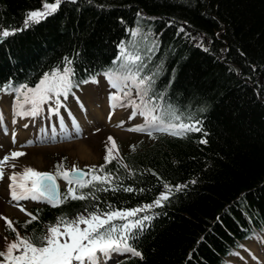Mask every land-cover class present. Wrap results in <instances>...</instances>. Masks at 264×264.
Instances as JSON below:
<instances>
[{"label":"trees","instance_id":"obj_1","mask_svg":"<svg viewBox=\"0 0 264 264\" xmlns=\"http://www.w3.org/2000/svg\"><path fill=\"white\" fill-rule=\"evenodd\" d=\"M42 5L0 0V29H19L0 42V89L33 85L52 67L62 68L65 56L76 86L105 67L116 69L123 48L134 49L144 60L127 63L154 77L147 99L156 96L163 105L154 111L166 122L199 124L183 136L148 131L138 142L117 146L107 162L104 148L85 180L93 172L111 175L82 188L72 183L94 194L35 208L38 218L26 227L20 222L21 231L46 233L61 213L142 206L166 182L183 186L173 187L164 203L128 217L152 214L142 229H133L142 257L117 264H226L223 255L257 239L264 232V0H62L24 26L25 13ZM135 27L142 31L133 36ZM201 36L204 48L197 43ZM65 163L59 162L61 169Z\"/></svg>","mask_w":264,"mask_h":264},{"label":"snow or ice","instance_id":"obj_2","mask_svg":"<svg viewBox=\"0 0 264 264\" xmlns=\"http://www.w3.org/2000/svg\"><path fill=\"white\" fill-rule=\"evenodd\" d=\"M61 2L62 0H52V2L43 0L42 7L30 9L25 13L24 26L49 15L50 12L57 9ZM138 15L142 14L138 13ZM168 23L171 24L173 21L169 20ZM181 28H183V25H181ZM18 30L15 27H3L0 29V38L6 37L10 32L14 33ZM130 31L133 36H136L142 30L139 27H135L131 28ZM185 35L190 34L185 33ZM203 40V36L197 39V43L201 48L205 47ZM121 46L123 48V42ZM119 60L120 63L116 69L105 67L102 71L109 83L116 89L121 90L120 92L113 91L109 93L110 100H126L127 104L132 106V116L139 113L146 118L143 124H133V129L149 132L156 130L164 132L173 131L175 135L183 136L185 135V130L190 127L194 128L195 125L199 124V121L196 120H191L189 124H184L183 122L173 124L161 119L163 113L157 114L154 109L157 107L162 108L163 105L157 102L156 96H153L151 100L147 99L149 89L153 86L154 77L149 79V76H145L138 69L133 71L127 63L128 61H134L140 64L143 62L144 57L136 53L134 49L123 48V53ZM71 63V60L65 56L62 68L52 67L49 71L44 72L33 85H29L26 82L19 84L16 90L17 92L23 90L24 99L21 100L17 96L14 108L19 109L25 103H30L32 110L35 111L38 110L39 105L43 101L52 99H55L57 104H62L63 101L59 94H69L75 83L72 78L74 73ZM88 79L96 81V76L89 75ZM129 81L131 83H128ZM133 87L136 90V96L132 95ZM4 90H8L7 86H5ZM121 92H123V95H121ZM50 111L55 112L57 109L51 107ZM20 114L24 113L21 112ZM120 123H123V121H120ZM14 136L15 133H13ZM108 140L111 141V145H105V162L112 159L114 155L113 149L116 148L115 140L111 135L108 136ZM31 142L27 141V143ZM21 154L20 151L14 150L11 153L5 154L0 159V178L4 176L5 162L9 160V157ZM123 166L127 168V165ZM91 167L93 169L96 168L95 165ZM99 168L103 169L104 165H99ZM128 171L131 172L132 169L129 168ZM110 175V173L105 172L103 176H100L93 172L91 174L92 179L85 180L82 169L73 165L71 169L65 168L61 171V166L58 162L55 174L49 171H38L30 166H26L22 172L13 171L9 174L10 183L7 187L10 190V196L16 201H19L21 197H31L33 200L47 201L55 206L63 203L69 196L73 199H84L94 194L79 191L72 186V181H75L82 188L85 184H91L92 180L103 181ZM57 176H62L69 182L67 192L63 196L59 192V186L56 182ZM192 182L195 183V180L193 179ZM109 183H111L110 180ZM182 186L181 184L173 186L165 182L164 190L160 191L153 201L144 203L142 206H137L136 208H117L106 212L92 211L88 215L78 212L74 217L61 213L56 217V223L50 221L47 223L46 233L41 232L37 234L36 229H33L32 235H21L15 228L13 221L9 217L3 216L7 227L16 233V238L7 242L5 249L0 250V257H4V259H0V264H97L98 254L102 253L104 256H108L113 251H127L131 252L134 256L142 257L143 253L133 246L132 237L135 235L133 229H142L144 227L143 221H150L152 214L141 216L139 219L128 217L139 211L141 207L143 209H150L154 205L164 203L172 195L173 187L180 189ZM127 190L131 191L132 189L129 187ZM18 206L27 212V209L23 208V204ZM155 214L159 215V213ZM2 215L0 214V216ZM28 215L31 219H36L33 213L28 212ZM115 217H122L124 219L121 224H109ZM30 222L31 220H27L23 224L26 227ZM81 222H83L84 227L80 226ZM105 225L108 226L105 227Z\"/></svg>","mask_w":264,"mask_h":264},{"label":"rangeland","instance_id":"obj_3","mask_svg":"<svg viewBox=\"0 0 264 264\" xmlns=\"http://www.w3.org/2000/svg\"><path fill=\"white\" fill-rule=\"evenodd\" d=\"M76 90L78 92L75 95L76 98L62 95L64 97H60L63 101L62 104H57L53 99L52 102L49 100L43 101L38 110L33 111L31 104L30 108H26L27 115L30 119H33L32 135L38 137V135H42L41 132H44V125L41 126L43 128L34 130L35 126L39 127L37 118L41 122L52 121L53 124H56L58 130L65 127L61 135L54 138L30 140L34 136L27 131L26 136L29 135L32 138L19 141L24 138L20 135L19 140L16 139L19 142H11L9 134H0V146L2 145L0 159L14 150L22 153L19 156H11L5 162L4 175L7 176L11 171L22 172L26 166L33 167L38 171L46 170L51 168L53 162L60 158L75 163L76 167H82L101 159L104 146L111 145V141L108 140L109 135L114 138L116 144L120 143L123 147L138 142L142 138V130L132 128L133 124L141 123L139 114L132 116L133 109L123 105L122 100L111 101L109 97L107 98L108 93L117 89L106 83L103 77H100L96 83L81 85ZM6 99L0 100V107L8 108L12 105V97L7 96ZM51 107H55L60 111L57 115L59 118L52 116L46 121L45 116L48 112L54 114L50 111ZM30 119L26 118V121L30 123ZM12 120L11 118L10 124L13 123ZM120 121H123V123H120ZM27 141L32 142L27 143ZM79 143L85 149L83 154L78 151L77 146ZM38 157L39 159L36 160ZM0 179L2 180V187H6L3 180L4 176ZM65 185L66 183L61 180V186L65 187ZM34 203L44 202L26 200L10 202L6 198L5 192L4 194L0 192V214H3L0 216V247H2L5 237L2 231L3 225H5L3 216L23 218L25 214H28L29 207ZM20 204H23V208L27 209V212L18 206ZM247 253L249 256L245 255L244 262H239V264H264V248L257 246L255 242L248 244Z\"/></svg>","mask_w":264,"mask_h":264},{"label":"bare ground","instance_id":"obj_4","mask_svg":"<svg viewBox=\"0 0 264 264\" xmlns=\"http://www.w3.org/2000/svg\"><path fill=\"white\" fill-rule=\"evenodd\" d=\"M11 118H13V117H10L8 120H7V124H5V123H3V126H5V127H7L8 126V129H11L12 127H13V125H11V124H8V121L9 122H11ZM13 121V120H12ZM27 125H30L31 126V123H28ZM46 126H49L47 123L46 124H44V132L42 133V135H39V136H47V137H54L55 136V134L56 135H58V133H56L57 132V130H55V128H53V127H46ZM26 127V124H24V125H21V127H18V128H13V129H11V131H10V133L11 134H13V133H15V136L13 137L12 136V138L13 139H15V141H16V139L17 140H19V136L21 135V137H25L26 135H27V131L26 130H24V129H22V128H25ZM21 130V131H20ZM29 136V135H28ZM33 138H36V136H34ZM77 148H78V151L80 152V153H85V149H84V147L79 143V145L77 146ZM37 159H39V157L38 158H36V160ZM13 172V171H12ZM11 173V172H10ZM9 173V174H10ZM8 177H9V175H8ZM7 178V177H6ZM10 182H7V184L5 183V186L7 187L8 186V184H9ZM8 189V188H7ZM10 191V190H9ZM24 197H21V199H23ZM28 200H30V201H34L33 199H31V197H28Z\"/></svg>","mask_w":264,"mask_h":264},{"label":"water","instance_id":"obj_5","mask_svg":"<svg viewBox=\"0 0 264 264\" xmlns=\"http://www.w3.org/2000/svg\"><path fill=\"white\" fill-rule=\"evenodd\" d=\"M83 173H84V176H85V174H86V172L83 170ZM57 182V181H56ZM58 184V183H57Z\"/></svg>","mask_w":264,"mask_h":264}]
</instances>
